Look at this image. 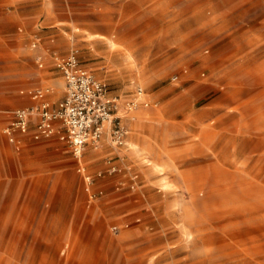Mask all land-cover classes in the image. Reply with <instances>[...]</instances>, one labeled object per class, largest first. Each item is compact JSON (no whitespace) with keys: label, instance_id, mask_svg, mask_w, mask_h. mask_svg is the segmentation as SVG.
Masks as SVG:
<instances>
[{"label":"rangeland","instance_id":"rangeland-1","mask_svg":"<svg viewBox=\"0 0 264 264\" xmlns=\"http://www.w3.org/2000/svg\"><path fill=\"white\" fill-rule=\"evenodd\" d=\"M183 2L167 22L152 0H26L150 105L84 154L92 183L57 138L0 158V264H264V0Z\"/></svg>","mask_w":264,"mask_h":264},{"label":"built area","instance_id":"built-area-1","mask_svg":"<svg viewBox=\"0 0 264 264\" xmlns=\"http://www.w3.org/2000/svg\"><path fill=\"white\" fill-rule=\"evenodd\" d=\"M53 59L65 79L63 97L53 102L47 98L50 87L31 90L30 95L37 102L16 109L5 132L18 148L21 147V141L17 134H27L33 124L35 139L57 135L78 159L79 170L86 181L92 183L94 176L82 163L86 151L89 148L98 149L107 133L115 146H127L131 132L129 121L133 118V112L141 105L149 106L150 101L145 98L146 91L141 85L136 87L129 99L113 93L109 84L83 65L79 47L75 44L67 54L53 52ZM38 62L43 66L41 57ZM177 78L173 77L174 80ZM108 170L117 173L122 170V166L113 163Z\"/></svg>","mask_w":264,"mask_h":264},{"label":"crops","instance_id":"crops-1","mask_svg":"<svg viewBox=\"0 0 264 264\" xmlns=\"http://www.w3.org/2000/svg\"><path fill=\"white\" fill-rule=\"evenodd\" d=\"M5 1L10 0H0V158H5L8 162L12 148L21 153L26 146L33 148L58 144L57 135L35 139L33 124L27 134H17L21 141V147L18 148L16 143L11 142L5 128L13 120L16 109L37 102L30 95L31 90L50 87L51 92L47 98L53 102L63 97L65 79L55 65L53 52L64 55L68 53V47L63 27L58 25L54 18L47 15L44 24L39 22L41 13L49 11L46 7L37 5L34 10L27 11L30 6L25 5L26 0H12L15 3L14 8L4 6ZM152 2L154 4L151 12L156 16L159 14L163 21L170 22L175 14L181 16L186 11L183 0ZM182 37L187 40L188 36ZM39 57L43 60V66L39 65ZM47 64L51 67L45 70ZM146 134L138 139L139 144L145 149L151 145L149 134ZM34 141L37 142L33 143Z\"/></svg>","mask_w":264,"mask_h":264}]
</instances>
